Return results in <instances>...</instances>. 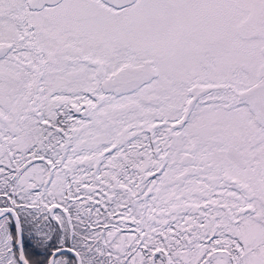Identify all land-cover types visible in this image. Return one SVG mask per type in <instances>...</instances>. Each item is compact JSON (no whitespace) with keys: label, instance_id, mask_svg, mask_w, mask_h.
I'll use <instances>...</instances> for the list:
<instances>
[{"label":"snow or ice","instance_id":"6c2138e0","mask_svg":"<svg viewBox=\"0 0 264 264\" xmlns=\"http://www.w3.org/2000/svg\"><path fill=\"white\" fill-rule=\"evenodd\" d=\"M0 264H264V0H0Z\"/></svg>","mask_w":264,"mask_h":264}]
</instances>
